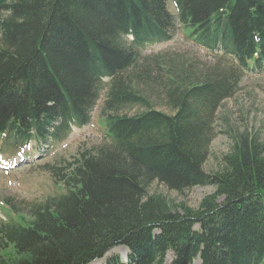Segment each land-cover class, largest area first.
<instances>
[{
    "label": "trees",
    "instance_id": "trees-1",
    "mask_svg": "<svg viewBox=\"0 0 264 264\" xmlns=\"http://www.w3.org/2000/svg\"><path fill=\"white\" fill-rule=\"evenodd\" d=\"M173 3L177 17L167 0H0V154L63 143L103 95L107 136L44 167L65 194L26 213L7 201L0 264H93L120 247L127 263L108 264H165L168 252L174 264H264V143L239 133L220 171L204 170L224 101L264 73V0ZM177 24L218 55L203 76L144 60ZM159 79L172 114L145 93ZM129 106L146 110L122 115ZM156 183L216 191L193 209L149 195Z\"/></svg>",
    "mask_w": 264,
    "mask_h": 264
},
{
    "label": "rangeland",
    "instance_id": "rangeland-1",
    "mask_svg": "<svg viewBox=\"0 0 264 264\" xmlns=\"http://www.w3.org/2000/svg\"><path fill=\"white\" fill-rule=\"evenodd\" d=\"M167 2L170 13L177 17L173 0ZM177 27L178 30L171 42L146 47L142 51L144 60L154 63L157 57L161 58L159 60L161 73L169 72L168 74L173 78L177 76V72L174 71L179 67H183L193 76H203L204 70L211 69L215 65L218 55L198 45L183 26L177 24ZM160 83V79L157 83H152L146 88L145 93L154 109L172 114L166 105V96ZM104 98L105 95L101 97L92 115L91 124L83 129L74 128L72 134L63 143L50 144L39 149L33 143L19 155L11 152L0 154V224L10 219L13 211L7 206V201L18 205L21 211L26 213L31 205L45 203L52 197L66 193L62 185L55 184L51 174L44 167L72 161L80 151L91 150L107 142L105 122L100 115ZM145 110L129 106L121 111V114L134 116ZM239 133H249L264 143V73L247 75L240 90L233 98L224 101L219 110L215 123V137L204 166L208 174L213 175L220 171L223 167V159L233 145V137ZM215 191L214 187L206 186L196 187L180 194L156 183L149 189V195L161 194L170 201L178 204L185 202L189 207L198 209L202 200ZM195 230H200V227L196 226ZM110 258L126 263L128 251L124 248H116L107 254L101 263L108 264ZM165 264H174L173 252H168ZM193 264L202 263L197 258Z\"/></svg>",
    "mask_w": 264,
    "mask_h": 264
},
{
    "label": "bare ground",
    "instance_id": "bare-ground-1",
    "mask_svg": "<svg viewBox=\"0 0 264 264\" xmlns=\"http://www.w3.org/2000/svg\"><path fill=\"white\" fill-rule=\"evenodd\" d=\"M101 262H102V261H97V262H95V263H93V264H102Z\"/></svg>",
    "mask_w": 264,
    "mask_h": 264
}]
</instances>
